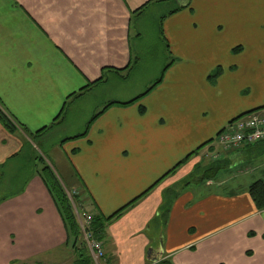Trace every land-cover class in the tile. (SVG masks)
<instances>
[{"label":"crops","instance_id":"0c3cea01","mask_svg":"<svg viewBox=\"0 0 264 264\" xmlns=\"http://www.w3.org/2000/svg\"><path fill=\"white\" fill-rule=\"evenodd\" d=\"M169 1L0 0V105L25 133L40 131L33 144L0 124V166L25 140L45 158L67 108L114 78L126 80L140 65L134 18ZM176 1V12L151 16L159 21L161 75L140 94L109 100L45 160L75 212L77 191L83 214L108 218L126 206L106 223L98 264H264V210L247 191L264 180V140L228 151L216 142L239 116L264 115V0ZM211 164L213 176L197 180ZM167 191L175 198L161 227ZM77 259L38 173L0 202V264Z\"/></svg>","mask_w":264,"mask_h":264},{"label":"trees","instance_id":"16d2710c","mask_svg":"<svg viewBox=\"0 0 264 264\" xmlns=\"http://www.w3.org/2000/svg\"><path fill=\"white\" fill-rule=\"evenodd\" d=\"M159 1H162V0H159ZM147 4L142 6L140 9H138L135 12H141L143 10V8L145 6H147ZM178 8L179 7H176L174 9L170 10L169 14L176 12L178 10ZM239 49H240V47H236L234 49V51H237ZM219 73H220V69L217 68L213 72V74L210 75V77H212V78L216 77ZM98 81H100V79L95 81V82H98ZM159 82H160V80L155 82L153 86H155ZM93 83L94 82H92V84ZM130 102H132V101H130ZM111 104H113V103H111ZM111 104H107V106H109ZM122 104H126V103H122ZM249 113H253V111H251ZM98 114L99 113H97L96 116ZM247 114L248 113L239 116L238 118L234 119V121L245 116V115H247ZM0 124L3 126V128L8 133L15 134V133L19 132L20 130H23V132L25 133V131H24L25 129L23 127L19 126L18 123L9 114H7V112L2 108L1 105H0ZM49 127L50 126H47V127L43 128L42 130H46ZM39 133H40V131L35 133V134H30V135L25 133V135L28 137V139L33 144H35L36 143V136ZM29 140L23 141L21 149L17 153H15L11 157H9L7 159V161H5V163L0 166V202H2L3 200L7 199L10 196H12V194H7L4 192L10 191L9 188L13 187L14 185L12 183L15 182V179L11 178V176L7 177V178L3 177L4 174L6 173L5 167L7 166V164L9 162H12L13 160H18L22 156H24L26 154L25 150H27V156L23 157V158H25V159L27 158L29 160L28 161L29 165L27 167L28 172H29V176L31 177V175L38 173L40 175V177L42 178V180H43L44 184L46 185L52 199L54 200V202L57 206V209L59 211V214H60V216H61V218L65 224V227H66L67 232H68V240H70L71 245L76 250H78V259L74 262V264H93L91 257L87 251V247L85 245L83 237H82V232H81L80 227H79L77 215L74 211V208H73L71 201L68 199V196L65 192V188L63 187V184L61 183V181L59 180L58 176L56 175V173L52 169V167L49 165V163H47L45 158H43L42 155L39 154V152L33 148V145L30 144ZM184 160H186V158ZM22 161H24V160H22ZM183 161H181L180 163H182ZM212 161H217V160H212ZM30 162H31V164H30ZM39 163H41V166H42L41 168L38 167ZM15 165H18V163ZM216 170H217V167H214L213 164L209 165L208 167L203 169V172L200 171V178L197 180H201V181L204 180L205 181V180L211 178L213 176V173ZM197 173L194 174V177L197 176ZM192 177H193V175L190 176L189 178H187V180L190 182ZM25 183L26 182H22L21 188L18 189L17 191L21 192ZM247 191H248L256 209L257 210H264V180H262V179L255 180L254 182H252L248 186ZM75 193L76 194L72 195V200H73L74 204L76 205L77 210L79 211V208L82 207V202H84V199H82V196L80 194H78V191ZM174 198H175V195L173 193H170L168 195L165 194L163 197V201H162L161 206L159 208V212L156 216V220L161 227L165 226L167 223L168 215H169L170 208H171V202L173 201ZM125 208H126V206L121 208L120 210H118L117 212H115L113 215H111L108 218H103L98 213L91 214V219H90L89 225L87 227V230L91 233L92 237H94L97 240H102L104 238L106 223L109 222L110 220H112L113 218L119 216ZM78 213L80 214V211ZM158 264H172V263L168 260H161V261H159Z\"/></svg>","mask_w":264,"mask_h":264},{"label":"rangeland","instance_id":"374dc122","mask_svg":"<svg viewBox=\"0 0 264 264\" xmlns=\"http://www.w3.org/2000/svg\"><path fill=\"white\" fill-rule=\"evenodd\" d=\"M176 0H170L167 3L154 6L149 14L142 17L134 18L132 24V31L134 34L138 31L136 26H141V36L136 39V36L132 38L133 51L140 57V65H136L132 71L129 72L128 78L120 82L117 78L111 80L106 86L101 87L99 90H94L91 94L85 95V102H78L74 106L69 107L63 114V120L59 127L53 133V137L48 139L47 145L42 151L45 154L47 160H51V156L55 151V146L58 141L65 137L73 135L77 132H82L83 123L86 122L93 112H97L104 104L109 102L113 98H131L136 94H140L145 91L147 85L151 84L161 75L163 69V48L161 42H158V19H152L154 17L164 14L167 10L172 9L175 6ZM178 3V2H177ZM44 145V146H45ZM18 160H13L8 167H6V173L4 178L10 177L15 179L10 187V191L4 192L12 194L13 197L20 192L17 191L21 188L22 182H27L30 179L28 172L29 160L23 157ZM24 160V161H22ZM18 165H15L17 164ZM31 164V162H30ZM33 164V163H32ZM13 166V167H12ZM56 167V165H54ZM41 168V163L38 164ZM57 168V167H56ZM59 168V167H58ZM12 173V174H11ZM11 174V175H10ZM61 179V178H60ZM62 181V180H61ZM67 188H70L65 181H63ZM171 191H167L165 194H170ZM8 197V198H10Z\"/></svg>","mask_w":264,"mask_h":264},{"label":"built area","instance_id":"2783aa9c","mask_svg":"<svg viewBox=\"0 0 264 264\" xmlns=\"http://www.w3.org/2000/svg\"><path fill=\"white\" fill-rule=\"evenodd\" d=\"M264 140V116L258 113L247 114L228 124L217 136V141L223 150H229L242 145H252ZM218 153L213 158L218 157ZM91 214L84 213L78 216L79 226L82 231L87 248L95 264L103 258L102 242L92 237L87 230Z\"/></svg>","mask_w":264,"mask_h":264}]
</instances>
